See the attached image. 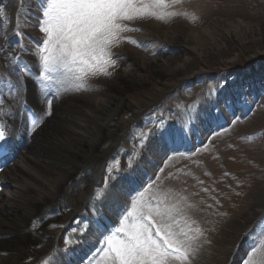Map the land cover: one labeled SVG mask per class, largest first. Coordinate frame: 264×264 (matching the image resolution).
Segmentation results:
<instances>
[{"label":"rangeland","instance_id":"1","mask_svg":"<svg viewBox=\"0 0 264 264\" xmlns=\"http://www.w3.org/2000/svg\"><path fill=\"white\" fill-rule=\"evenodd\" d=\"M152 11L157 17L163 16L164 19L150 17L133 21L138 25H129V28L138 30L121 33L120 42L110 49L112 53H121L123 49L128 52L139 49L144 50L149 57L164 54L168 43H161L152 36L153 41L148 47H144L138 39L140 36L133 35L134 32L144 35L145 29L154 22L160 23L161 28L156 29L157 32L172 28L181 37H188L190 28L201 30L207 26L216 27L218 40L215 42L223 43L226 49L221 55L207 56V64L204 66L206 72L182 81H177L175 77L169 79L168 82L173 86L170 90L160 93L157 100L150 99L159 89L157 83L152 80L145 90L127 96V99L150 100V103L142 113L146 120L141 124L134 122L129 133L124 134L116 160L112 159L114 169L118 167L119 172L126 171V167H120L126 165L127 161H134L137 154H144L145 147H158L168 121L175 128L181 127L185 121L193 122L198 131L204 134V144L198 146L195 152L163 157V166L162 163L157 166L155 179L146 185L141 193L144 194L143 197L152 195L159 200L165 197L163 203H166L179 193V189L184 188L180 198H175L174 205L170 207L179 206L180 210L174 215L180 226L188 232V236L193 237L188 241L189 264H228L253 221V218L249 220L248 214L264 209V80L255 76L247 77L251 75L254 66L264 64V56L259 54L264 53V0H180L175 4L168 0L166 5L153 6ZM240 20L254 25L257 39L254 40L253 35L248 34L246 41L240 42L233 34L228 36V23L236 24ZM129 22L131 21H125ZM215 42L212 41L207 47L214 48ZM171 49L170 55L183 52L191 57L192 61L197 60L196 55L188 50H180L174 45ZM255 55L257 56L254 58ZM127 57L128 55L124 60H127ZM112 59L115 60V66L108 68L111 75L101 74L87 78V81L91 80L95 85L94 90L104 91L105 81L112 79L115 71L120 69V64L124 66L123 70L128 68L124 64L125 61L118 63L116 60L119 58ZM199 67L195 61L194 67L186 75L197 72ZM92 86H87L86 83V89L79 90L78 94L89 91ZM256 90L259 96L245 116L237 113L229 121L228 127H214L213 131H205L202 125L213 117L220 121V110H217L215 105L227 98L229 92L239 91L238 95L243 96L245 91L255 93ZM127 105L128 107L114 118V123L119 128L127 125L130 127L132 123V113L129 111V104ZM177 123L179 125H176ZM106 133L111 136L110 139L113 137L109 129ZM110 139L105 142L104 147L110 146ZM126 150H130L129 154ZM182 170L186 175L181 173ZM194 173L199 175L193 177ZM179 174H182V183H179ZM71 176L83 181L85 178L81 171H75ZM106 177V183H101L100 187L96 186L91 198L95 200L98 197L103 202L107 200L108 205L115 208L121 204L112 198L115 192L110 183L115 177H111V172L107 173ZM74 181L72 178L69 182ZM145 202L141 198L132 199L129 207L131 216L139 207H144ZM189 208L197 210L189 213ZM243 217L245 219H242ZM32 221L33 218L31 223ZM76 223L77 226H71L70 229L74 231L75 236L82 233L78 231L82 224L79 220H75L74 224ZM70 230L60 241L64 246L71 243V238L68 237ZM253 242L254 240L249 243V250L242 264L249 258ZM23 254L25 256L20 258L19 262L29 264L34 257V251L27 249ZM259 255L264 256V246H261ZM97 264L106 263L100 261Z\"/></svg>","mask_w":264,"mask_h":264},{"label":"bare ground","instance_id":"2","mask_svg":"<svg viewBox=\"0 0 264 264\" xmlns=\"http://www.w3.org/2000/svg\"><path fill=\"white\" fill-rule=\"evenodd\" d=\"M41 16L40 0H0V75L3 72L12 73L11 65L23 63V60L8 55L7 50L11 48L17 49L19 53H29V62L41 64L35 45L41 38L38 27ZM128 24L137 25L135 22ZM160 28V23L154 22L139 39L145 42L153 36L160 42L168 43L167 46L174 45L180 50L190 51L197 57L195 61L200 65L198 71L186 75L194 67L195 61L183 52L171 55L166 52L149 57L139 49H132L131 52L123 49L118 54L119 61H125L128 68L117 69L112 79L105 81L104 91L90 88L85 93L77 94L71 90V86H63L61 89L67 91H62L55 98L60 97L54 100L51 115H46L29 146L5 173L8 186L0 200V264H22L19 259L25 256L23 252L26 249L34 251V259L29 264H42V260L45 262L44 256L59 249L56 240L63 238L66 229L73 225V220L83 218L82 211L88 209L93 187L103 179L107 160L128 128V125L119 128L114 118L128 107L127 104L133 118H137L149 106L150 100L127 99V96L145 90L152 80L159 89L150 99L157 100L160 93L173 86L168 82L169 79L175 77L177 81H182L206 72L204 66L207 56L221 55L226 49L223 43L215 42L218 35L213 26L201 30L190 28L188 37H181L172 28L157 32L156 29ZM227 29L228 36L233 34L240 42L246 41L248 34H252L254 40L257 39L254 25L242 20L236 24L228 23ZM136 34L139 35L133 33ZM212 41L216 43L214 48L207 47ZM259 54L264 56L262 52ZM127 55L128 59L124 60ZM28 66L31 68L30 64ZM69 73L61 70L54 75L70 82ZM36 92L32 85L28 87V97L35 99ZM231 95L235 97L231 106L226 108L225 117L230 110L238 108L241 111L250 105L255 94L248 93L249 97L244 100L237 98L235 93ZM4 99L10 104L14 101L8 95ZM107 129L111 131V139V136H107ZM109 139L110 146L106 148L105 142ZM152 161H145L144 167L140 165L137 172L153 167ZM75 171L85 173L84 181L71 176ZM72 178L78 183L69 182ZM47 210L54 211V214H48ZM89 211L96 214L94 209ZM102 211L104 207L96 217H92V224L88 226L84 237L79 239V248L71 249L70 253L61 252L60 264H80L84 260L80 258L81 247H90L97 242L94 222L104 216ZM261 212L248 211L249 220L256 219ZM244 247L245 244L241 246L240 252Z\"/></svg>","mask_w":264,"mask_h":264},{"label":"snow or ice","instance_id":"3","mask_svg":"<svg viewBox=\"0 0 264 264\" xmlns=\"http://www.w3.org/2000/svg\"><path fill=\"white\" fill-rule=\"evenodd\" d=\"M179 2L171 0L173 4ZM167 3L168 0H40L43 18L38 27L44 34L40 60L45 73L39 78L41 94L49 95L47 89L54 79L50 74L61 70L73 73L74 80L79 81L74 85L77 91L86 89L89 76L111 75L108 68L115 66V60L110 49L120 42L121 33L138 30L130 29L125 21L164 19L157 17L152 8ZM62 91L67 89L57 88L54 95L59 96ZM46 103L41 120L43 115H51L52 101ZM5 139L6 133L0 127V142ZM161 205L144 206L128 228H118L106 238L111 264H189L188 241L193 237L180 226L173 209L163 205V201ZM257 228L244 264H264V256L259 255L264 246V221ZM120 232L124 233L122 237Z\"/></svg>","mask_w":264,"mask_h":264}]
</instances>
